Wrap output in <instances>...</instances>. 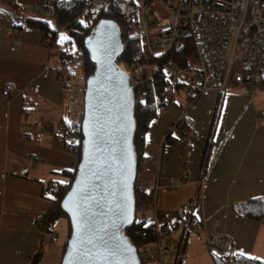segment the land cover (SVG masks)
<instances>
[{
	"label": "crops",
	"instance_id": "0c3cea01",
	"mask_svg": "<svg viewBox=\"0 0 264 264\" xmlns=\"http://www.w3.org/2000/svg\"><path fill=\"white\" fill-rule=\"evenodd\" d=\"M12 1L27 16L52 21L53 3H47L52 0ZM42 41L40 31L15 30L12 21L0 15V264H31L39 252L38 264H61L67 241L65 220L60 221L66 222L65 231H59V222L56 240L42 247L37 225L51 207L43 198L44 188L52 182H66L60 173L76 170L78 163L55 140L64 86L55 76L59 61ZM187 103V98L180 104L168 99L147 135V160L139 181L160 183L157 219L164 224L189 205L187 231L205 221L190 234L182 231L174 242H184L182 264H225L205 249L212 233L230 239L229 257L264 262V222L242 219L235 211L236 206L264 199V89L251 97L246 89L233 87L224 94L210 93L194 104L189 113L194 135L189 153L192 179L172 188L180 175L181 144L177 139L166 143V133ZM35 124L48 126V132L33 130ZM206 152L211 157L202 175ZM198 194L201 201L193 210Z\"/></svg>",
	"mask_w": 264,
	"mask_h": 264
},
{
	"label": "built area",
	"instance_id": "2783aa9c",
	"mask_svg": "<svg viewBox=\"0 0 264 264\" xmlns=\"http://www.w3.org/2000/svg\"><path fill=\"white\" fill-rule=\"evenodd\" d=\"M61 0H52L51 13L52 31L56 34L64 32L71 24H62L58 18L57 3ZM72 3L83 4L75 22L89 24L93 21L107 0H66ZM139 6L138 27L144 39V46L149 57L155 58L168 54L171 51L183 52L187 44L193 46L198 70L182 68L177 62L170 60L161 66L154 67V72L163 71L175 80H185L187 89V105L177 122L167 133L181 138L180 175L172 188H179L190 183L192 179V163L190 150L194 135L187 124L189 113L194 104L202 97L216 92L226 93L233 87H241L249 91L254 97L264 88V0H135ZM53 39L48 37L44 44L53 46ZM63 50L66 46L62 47ZM119 67L129 77V84L133 91L143 79V68L129 69L123 65ZM64 86V85H63ZM87 81L84 86L82 106L84 108ZM61 109V117L55 133V140L59 146L66 143H77L70 127L76 121L77 114L74 101L66 99ZM33 130L48 132V126L43 124L32 125ZM166 133V134H167ZM40 159L34 158L38 165ZM34 169L38 168L34 166ZM203 185V184H202ZM157 180L155 183L136 182L135 193L147 198L156 205L157 196L161 191ZM139 209V208H138ZM140 210H136L137 221ZM156 224L157 234L160 235L161 222L151 217ZM41 224V219L37 225ZM205 224L199 221L194 225L198 230ZM57 238V234H42L41 245L45 246ZM230 239L218 233H212L206 240L207 251L219 258L229 254ZM159 264H170L168 257L182 256L183 244L171 249L169 246L156 242ZM144 264L155 260L150 247L146 248V257L141 254Z\"/></svg>",
	"mask_w": 264,
	"mask_h": 264
},
{
	"label": "water",
	"instance_id": "95a60500",
	"mask_svg": "<svg viewBox=\"0 0 264 264\" xmlns=\"http://www.w3.org/2000/svg\"><path fill=\"white\" fill-rule=\"evenodd\" d=\"M87 43L96 70L87 80L82 161L62 203L72 226L62 264H141L124 236L136 221L138 166L133 89L117 64L121 28L103 21Z\"/></svg>",
	"mask_w": 264,
	"mask_h": 264
},
{
	"label": "trees",
	"instance_id": "16d2710c",
	"mask_svg": "<svg viewBox=\"0 0 264 264\" xmlns=\"http://www.w3.org/2000/svg\"><path fill=\"white\" fill-rule=\"evenodd\" d=\"M56 5L58 6L57 12L59 21L62 24L71 22L70 26L65 30L68 37V40L65 43H60L59 35L52 31L50 21L27 16L12 0H0V15L10 19L15 30L22 31L23 29H35L40 31L43 35V39L48 37L53 39V57L57 58L60 63V67L55 69V76L60 83H62L60 72H68L70 62L78 56L84 60L87 80L94 75L96 67L91 60L87 39L103 21H114L121 28L123 52L117 58L118 65H123L129 69H136L141 66H161L164 63L173 60L182 68H189L194 71L198 70V61L191 44H187L183 52L171 51L168 54L155 58H151L147 55L144 46V39L138 27L139 6L135 0L105 1L101 10L95 14L93 21L89 24H84L81 21H74L75 16L78 14L83 4L61 0L60 3H57ZM63 46H66L65 50L62 49ZM68 75L69 78L74 77V71L70 70ZM179 82L180 80L173 79L163 71H158L156 73L147 74L143 77L140 85L132 92L136 123L133 143L138 166L137 182L140 174L144 172V164L147 160L145 149L150 127L159 117L161 110L168 104V99L173 88H176V90L184 88V84H180ZM25 113L28 115L27 112ZM83 116L84 110L78 112L76 121L70 127L71 133L76 137L77 143L74 145L66 143L63 146H60L62 151L73 154L77 157L78 163L76 170H66L60 173V176L66 179V182H52L44 188L43 198L50 202L51 207L41 218V224L38 225L41 234L53 235L56 234L55 228L60 221L65 220L67 222V241L63 247L62 261L66 253L68 241L72 235L70 219L63 211L62 203L72 188L76 179L77 168L82 161L84 142L82 131ZM187 124L188 126L190 125L189 119L187 120ZM172 139H177V141H174L179 142L182 147L183 141L181 138L171 136V134L167 133L165 142L169 143ZM208 148H210V142H208ZM210 157V154L206 152L200 174L205 175L207 173ZM144 199L147 198L140 197L136 194V210H138L141 201ZM200 201L201 195L198 194L195 204L192 206L193 210L199 206ZM187 209H190L189 205L182 207L174 219H171L160 226L161 237H164L169 241L171 236L182 226L183 235H186V233L190 234L192 231L196 230L194 228L195 224H193L191 226L192 230L190 229L187 231L188 226L186 225L185 219ZM235 211L242 219L264 222V199L236 206ZM191 218L193 219V216ZM147 219L148 218L137 221L136 218L133 226L126 228L124 231V236L128 242L137 249L141 264H144L141 259L142 247L155 244L158 240L154 220L152 219L150 223H147ZM182 244L183 241H180L176 245ZM41 258L42 253H37L31 264H38ZM220 259L223 260L225 264H264V262L258 259L240 255L231 257L227 256ZM172 264H182V258L176 259Z\"/></svg>",
	"mask_w": 264,
	"mask_h": 264
},
{
	"label": "rangeland",
	"instance_id": "374dc122",
	"mask_svg": "<svg viewBox=\"0 0 264 264\" xmlns=\"http://www.w3.org/2000/svg\"><path fill=\"white\" fill-rule=\"evenodd\" d=\"M46 39H43L42 44L49 51L50 55H53L54 51H53L52 45L49 47V46H46L44 44ZM67 40H68V37H67L66 32H63L59 35L60 43H65ZM58 67H60V65ZM68 67H69L68 72L67 71L60 72L61 82L63 83L64 88L66 89V99H68L69 101L71 100V101L75 102V106H76L75 112H76V114H78V112L84 110V108L82 106V100H83L84 86H85L86 81H87V76L85 75L83 58H81V57L79 58V56L76 57L74 60H72L70 62ZM141 67L143 68V74H142L143 76L142 77H145L147 74H151L154 72V67H151V66H141ZM130 69H132V68H130ZM70 70L74 71V77H72V78H69V75H68ZM179 83L185 84L187 82L185 80H180ZM186 98H187V89L186 88H182L180 90H176V88H173V90L171 91V94L169 96V101L175 100L180 104V103L185 102ZM138 181H139V179H138ZM140 197H142V196H140ZM157 199H158V196H157ZM138 210H140V214H138V216H137L138 219L141 218V215L142 216H148V218H151V216L156 218V216L158 214L157 201H156V205L155 204L153 205V203H151L149 200L144 199L141 201ZM157 218H158V216H157ZM65 223L66 222L63 221V222H60V224H58L57 228L59 229V231H61V230L65 231L64 230L65 225H66ZM182 231H183V228L181 227V229L179 231L175 232L171 236L169 241L166 240L164 237H161V235L157 234V236H158L157 242L160 243L161 245H166V246H169L171 249H173V247L176 246V244H174V242H176V240H179V238L182 235ZM52 242H54V240H52L48 244H50ZM183 245H184V242H183ZM147 247H150L152 249L153 255L155 257V260L149 262L148 264H159L156 261L158 254H157V248L154 244L142 247L141 254H144V257H146V248ZM205 249H206V245H205ZM206 251H207V249H206ZM182 253H184V248H183ZM182 256H183V254H182ZM182 256L175 257L173 255H170L168 257V262L170 264H172L176 259L182 258Z\"/></svg>",
	"mask_w": 264,
	"mask_h": 264
}]
</instances>
